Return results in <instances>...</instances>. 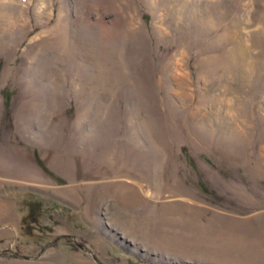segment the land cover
Wrapping results in <instances>:
<instances>
[{
	"label": "rangeland",
	"instance_id": "rangeland-1",
	"mask_svg": "<svg viewBox=\"0 0 264 264\" xmlns=\"http://www.w3.org/2000/svg\"><path fill=\"white\" fill-rule=\"evenodd\" d=\"M2 136L0 264H264V0H0Z\"/></svg>",
	"mask_w": 264,
	"mask_h": 264
},
{
	"label": "crops",
	"instance_id": "crops-1",
	"mask_svg": "<svg viewBox=\"0 0 264 264\" xmlns=\"http://www.w3.org/2000/svg\"><path fill=\"white\" fill-rule=\"evenodd\" d=\"M1 143L7 142V137H0ZM3 139H5L3 141ZM0 143V192L3 189L4 182H14L19 183L23 182V172L20 171L16 164L15 160V166L13 165L14 159L10 157L9 155V147L8 145H3ZM9 173H12V177L10 178ZM22 175V176H21ZM29 184H32V187L35 186V183L33 181L28 182ZM8 184H5L7 186ZM13 185V184H11ZM17 184L14 186L16 187ZM7 206V205H6ZM8 211L6 209L2 208V203H0V222H5L7 219L5 218V215H7Z\"/></svg>",
	"mask_w": 264,
	"mask_h": 264
}]
</instances>
